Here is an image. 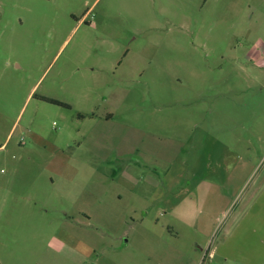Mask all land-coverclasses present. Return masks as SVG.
I'll use <instances>...</instances> for the list:
<instances>
[{"label":"rangeland","instance_id":"374dc122","mask_svg":"<svg viewBox=\"0 0 264 264\" xmlns=\"http://www.w3.org/2000/svg\"><path fill=\"white\" fill-rule=\"evenodd\" d=\"M0 264H264V0H0Z\"/></svg>","mask_w":264,"mask_h":264},{"label":"trees","instance_id":"16d2710c","mask_svg":"<svg viewBox=\"0 0 264 264\" xmlns=\"http://www.w3.org/2000/svg\"><path fill=\"white\" fill-rule=\"evenodd\" d=\"M46 101H50V102H53V103H56V104H60V102L56 101V100H53V99H45Z\"/></svg>","mask_w":264,"mask_h":264}]
</instances>
